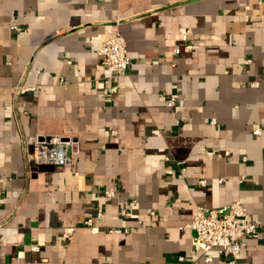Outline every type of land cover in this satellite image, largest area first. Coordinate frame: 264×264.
Here are the masks:
<instances>
[{
	"label": "crops",
	"instance_id": "1",
	"mask_svg": "<svg viewBox=\"0 0 264 264\" xmlns=\"http://www.w3.org/2000/svg\"><path fill=\"white\" fill-rule=\"evenodd\" d=\"M38 136L71 163L34 170ZM232 202L261 224L235 264H264V0H0V264H229L188 225Z\"/></svg>",
	"mask_w": 264,
	"mask_h": 264
},
{
	"label": "built area",
	"instance_id": "2",
	"mask_svg": "<svg viewBox=\"0 0 264 264\" xmlns=\"http://www.w3.org/2000/svg\"><path fill=\"white\" fill-rule=\"evenodd\" d=\"M178 48L175 54H178ZM100 64L108 75L109 80L121 77L126 73L130 60L127 54L126 45L120 34L116 33L101 43L99 47ZM245 63H250L246 60ZM257 87V82L250 84ZM161 99L168 107H175L178 102V94L170 93ZM213 123V121H211ZM114 135L115 132L113 131ZM253 134L259 136V128L253 130ZM78 143L71 137L58 136H38L27 150V160L34 170H40L43 167H63L71 163L72 155L76 153ZM199 184L204 186L205 181L200 180ZM108 196L111 193L106 192ZM132 206L133 203H129ZM125 209L120 211L125 215ZM97 218L101 219L102 214L97 213ZM85 227L97 232L93 227L92 220L84 222ZM261 224L251 222L247 218L246 208L239 202H232L215 208H206L197 206L188 228L192 231V245L194 249L205 255L204 261L209 263L210 257L206 253L212 249L228 250L230 253L229 264H235L246 247V239L255 235ZM264 231V230H263ZM110 232L120 233V230H111ZM30 250L37 252L39 249L35 245L30 246Z\"/></svg>",
	"mask_w": 264,
	"mask_h": 264
},
{
	"label": "water",
	"instance_id": "3",
	"mask_svg": "<svg viewBox=\"0 0 264 264\" xmlns=\"http://www.w3.org/2000/svg\"><path fill=\"white\" fill-rule=\"evenodd\" d=\"M46 169V167H43V168H41L40 170H45Z\"/></svg>",
	"mask_w": 264,
	"mask_h": 264
}]
</instances>
